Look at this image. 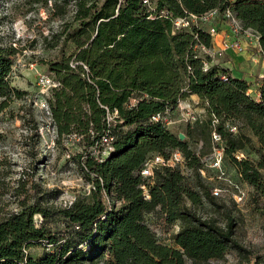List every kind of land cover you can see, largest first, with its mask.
I'll return each instance as SVG.
<instances>
[{
	"label": "trees",
	"instance_id": "obj_1",
	"mask_svg": "<svg viewBox=\"0 0 264 264\" xmlns=\"http://www.w3.org/2000/svg\"><path fill=\"white\" fill-rule=\"evenodd\" d=\"M65 1L74 3V17L80 23L73 36L77 48L71 56L49 64L61 84L49 104L58 137L76 134L85 143L88 151L79 156V163L92 191L61 209L38 204L0 220V264H87L101 256L104 264H187L188 260L205 264L223 259L230 250L250 264L249 251L235 239L233 217L226 215L221 226L188 206L215 198L200 175L201 155L191 143L212 141L215 128L241 179L264 197V78L256 100L248 93L247 81L230 69L214 65L204 72L195 47H211L210 35L204 27L173 33V20L215 9L222 14L231 8L245 27L258 32L264 56V0H153L154 10L142 0ZM161 11L169 16H161ZM16 53L12 47L0 48V112L26 95L11 84ZM73 59L89 67L90 80L71 67ZM191 95L198 96L209 118L188 123L185 138L152 121L155 114L172 112ZM102 106L117 110L118 117L110 127L113 150L98 161L93 150L107 132ZM229 123L250 130L257 145L242 130L230 132ZM248 144L260 156L258 161L237 157ZM174 150L183 153L184 170L164 167L153 178L142 177L150 157L169 158ZM186 171L195 174L199 190L188 183ZM105 193L112 199L111 207L105 203ZM157 209L168 223L179 225L176 248L161 244L145 222L146 214ZM36 215L43 217L41 224ZM54 215L66 221L63 238L47 227ZM37 244L46 249L33 257L29 250ZM51 246L53 250H48Z\"/></svg>",
	"mask_w": 264,
	"mask_h": 264
},
{
	"label": "rangeland",
	"instance_id": "obj_2",
	"mask_svg": "<svg viewBox=\"0 0 264 264\" xmlns=\"http://www.w3.org/2000/svg\"><path fill=\"white\" fill-rule=\"evenodd\" d=\"M74 11V3L68 4L65 0H52V3L49 0H0V48L16 49L11 84L26 92L22 99L9 102L0 112V220L38 204L49 210L61 209L76 198L91 194L92 183L85 177L79 163V156L88 151L85 143L56 136L47 115L35 105V101L42 98L38 75L51 73L49 64L76 51L73 36L80 23L76 21ZM208 27L204 25L205 29ZM238 38L244 45L243 54L227 52L217 55L212 62L232 67V75L246 80L248 93L257 100L264 78V56L254 46L256 43L252 37L246 39L240 35ZM215 46L218 50L221 45ZM204 57L211 59L208 54ZM193 98L195 100L191 97L183 100L182 107L190 109L198 120H207L209 116L204 104ZM182 113L178 106L169 114V129L185 138L188 123L182 119ZM241 130L251 137L253 145H257L250 130L241 129L239 125L238 132ZM252 144L239 153L243 158L258 161L260 156L252 149ZM214 146L211 140L191 143V148L201 155L203 168L200 175L205 186L209 191L214 187L223 191L215 196L214 202L203 199L196 205L188 202V206L198 216L215 219L221 226L225 224L226 215L233 217L235 239L249 251L250 264H264V197L257 195L254 188L241 179L226 155L220 168L213 167ZM262 173L264 175V169ZM186 177L188 183L199 190L195 174L186 171ZM240 191L244 193V199L237 201ZM145 222L161 244L177 247L176 229L159 209L146 214ZM46 223L61 238L66 234L67 225L62 216L54 215ZM45 249L37 244L29 251L33 257H38ZM48 250H53V246ZM104 259L101 256L87 264H104ZM247 261L242 262L241 256L230 250L223 259H213L205 264H245ZM187 264L192 262L188 260Z\"/></svg>",
	"mask_w": 264,
	"mask_h": 264
},
{
	"label": "built area",
	"instance_id": "obj_3",
	"mask_svg": "<svg viewBox=\"0 0 264 264\" xmlns=\"http://www.w3.org/2000/svg\"><path fill=\"white\" fill-rule=\"evenodd\" d=\"M123 1L125 0H119L120 3H122ZM49 2L52 3V0H49ZM142 2L144 5L148 6L150 10L155 9V4L153 0H142ZM160 15L165 17L169 16L167 11H161ZM204 25H209L206 30L212 39V45L211 47H206L205 45L199 44L195 47V51L197 52L196 57H201L203 59L202 69L204 72L209 71L211 67L215 65L212 60L217 55L222 56L224 53L227 52H234L235 54H243L245 52L244 45H242V42H240L238 38L240 35H244L246 39L252 37V41L256 43V45L254 46L258 48L260 53H262V49L259 44L258 32H256L252 28L245 27L231 8H227L222 14H220L219 11L215 9L202 15L188 14L185 17L176 18L173 20V33H175L176 31L192 30L193 28L203 29ZM195 38H197L196 35ZM217 44L221 46L218 50H215V45ZM202 51L204 52V54H208L211 59H207L204 57V54H200V52L202 53ZM71 67L73 69H79L82 73V76L90 80V69L85 63L73 59L71 61ZM189 70L191 71L190 67ZM37 84L40 88L42 98L36 100L35 105L47 115L56 136H58L56 126L52 119L49 98L51 97L52 92L60 87V81L51 73L39 74L37 77ZM135 103L136 99H133L132 104ZM178 106L179 109H181L183 112L181 115L182 119L185 120L187 123H194L198 120L195 114L193 112H190V109L182 107V101L179 102ZM102 107L106 110L107 132L104 136H102V138L96 144L93 150V153L98 161H103V159L113 150L114 137L110 134V127L116 122V119L118 117L117 110H110L106 106ZM170 113L171 112L168 110L166 112L157 113L152 117V121L162 122L169 128L170 121L168 120V117ZM217 123L218 120L214 118L213 126L215 127ZM227 128L233 134L238 133V126L235 124L229 123L227 125ZM68 138L80 140V137H78L76 134H72ZM212 141L215 144L213 148V167L220 168L225 155V149L222 137L215 128L212 131ZM237 157L241 159L243 158V155L238 153ZM184 165L185 159L183 153L179 150H174L169 158H165L162 155L156 154L150 157L145 162L141 170V175L144 178H153L155 175V171L160 168L180 167L182 169L184 168ZM143 189L145 191V197L149 199L150 196L146 187L143 186ZM222 191L223 189L220 187H214L211 189V192L214 196L220 195ZM236 199L237 201H242L244 199V193H242L241 191L238 192ZM104 200L108 207L112 206V199L106 193L104 194ZM35 219L38 224H41L43 222V217L41 215H36ZM174 228L176 229L175 231L177 233L179 231V225H174Z\"/></svg>",
	"mask_w": 264,
	"mask_h": 264
},
{
	"label": "crops",
	"instance_id": "obj_4",
	"mask_svg": "<svg viewBox=\"0 0 264 264\" xmlns=\"http://www.w3.org/2000/svg\"><path fill=\"white\" fill-rule=\"evenodd\" d=\"M225 68L230 69V70H233V68H232V67H229V66H226ZM190 97H191L193 100H195L193 97H196V99L199 100L198 96H196V95H191Z\"/></svg>",
	"mask_w": 264,
	"mask_h": 264
},
{
	"label": "water",
	"instance_id": "obj_5",
	"mask_svg": "<svg viewBox=\"0 0 264 264\" xmlns=\"http://www.w3.org/2000/svg\"><path fill=\"white\" fill-rule=\"evenodd\" d=\"M181 136V139H183L184 138V135H180Z\"/></svg>",
	"mask_w": 264,
	"mask_h": 264
}]
</instances>
